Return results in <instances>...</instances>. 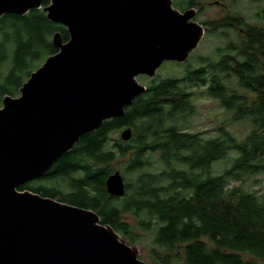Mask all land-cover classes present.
<instances>
[{"label": "trees", "instance_id": "1", "mask_svg": "<svg viewBox=\"0 0 264 264\" xmlns=\"http://www.w3.org/2000/svg\"><path fill=\"white\" fill-rule=\"evenodd\" d=\"M56 32L68 41L67 30L41 9L0 17V107L3 97L19 95L36 61L58 51ZM239 37L215 58L185 65L180 78L149 80L122 117L81 136L48 173L17 190L93 210L129 245L151 241V264H264V29L249 26ZM197 88L218 99L232 121L247 122L248 133L238 139L223 126L202 138L183 130ZM128 127L129 141L110 139ZM113 164L122 166L120 198L105 189Z\"/></svg>", "mask_w": 264, "mask_h": 264}, {"label": "water", "instance_id": "2", "mask_svg": "<svg viewBox=\"0 0 264 264\" xmlns=\"http://www.w3.org/2000/svg\"><path fill=\"white\" fill-rule=\"evenodd\" d=\"M0 0V17L42 10L64 27L45 58L0 107V264H148L90 209L17 189L42 178L84 134L120 118L165 62L184 63L205 30L171 0ZM152 13V15H149ZM130 127L120 132L127 142ZM122 197L119 171L105 180Z\"/></svg>", "mask_w": 264, "mask_h": 264}, {"label": "rangeland", "instance_id": "3", "mask_svg": "<svg viewBox=\"0 0 264 264\" xmlns=\"http://www.w3.org/2000/svg\"><path fill=\"white\" fill-rule=\"evenodd\" d=\"M177 1V0H176ZM218 1V0H216ZM217 6H210V8L201 9L204 12L202 14V18H205V14L210 12V18H214L217 14H220L221 11L224 12V8ZM232 10H242L244 9L247 14L252 13L255 10V5L246 4L243 0H237L234 5L230 8ZM189 16L191 15L188 12ZM196 14V10H194V15ZM221 20V19H220ZM219 20V21H220ZM253 22V21H252ZM206 31V30H205ZM239 37V34L233 32V30H221L218 32H204L202 38L200 39L197 48H195L188 56L186 63H176V62H165L161 65L159 69H157L155 73V77L167 78V77H177L180 78L184 73V66L189 65L193 67H197L198 57H208L215 58L214 51L217 48L223 47L228 41H235ZM43 63V59L40 61H36L33 65L35 70ZM7 64L3 66L1 69L3 74L7 73ZM34 70V71H35ZM154 77V78H155ZM25 79L26 76H21V79ZM152 78L146 76H139L136 78L137 82L141 85L147 87L148 81ZM27 80V79H26ZM25 80V81H26ZM205 89V87H203ZM191 92H194L193 96V104L195 105L194 113L185 117L181 120L182 129L189 133H200L202 138H210L216 137L218 135V130L223 127L224 129L231 132L236 138H243L246 133L249 131V124L247 122H238L232 121V114L227 112L220 104L218 99L210 98L202 94L201 89H191ZM120 131L118 133H113L110 139L119 138ZM225 161H221L215 163L212 168L218 170L221 166L225 165ZM118 164V163H116ZM113 164V171H119L121 174L122 166ZM43 185L48 186L47 182H42ZM253 189H257V187H253ZM65 190V188H63ZM262 189H260L261 191ZM128 221L132 224L133 220L130 218ZM141 236L146 238V234L144 232H139ZM138 249L139 258L142 261L151 264V260L149 258V250L151 249V241L148 242H138L133 245Z\"/></svg>", "mask_w": 264, "mask_h": 264}, {"label": "flooded vegetation", "instance_id": "4", "mask_svg": "<svg viewBox=\"0 0 264 264\" xmlns=\"http://www.w3.org/2000/svg\"><path fill=\"white\" fill-rule=\"evenodd\" d=\"M172 8L177 10L179 13L184 14L185 12L191 13L190 21L199 24L205 32L208 34L211 31L210 23L223 25L228 27L229 30H233L234 33L244 35L246 27L252 26L256 29H264V0H243L246 4L255 5V10L247 14L244 9L232 10L230 9L237 0H171ZM217 6L224 8V12L214 18H210V12L204 14L201 9L210 8V6ZM194 10L196 14L194 15ZM221 19V20H220ZM220 20V21H219ZM237 20V23L235 22ZM253 21V22H252ZM227 25V26H226ZM241 39L238 37L236 40ZM231 41V40H230Z\"/></svg>", "mask_w": 264, "mask_h": 264}, {"label": "bare ground", "instance_id": "5", "mask_svg": "<svg viewBox=\"0 0 264 264\" xmlns=\"http://www.w3.org/2000/svg\"><path fill=\"white\" fill-rule=\"evenodd\" d=\"M50 2H51V0H50ZM149 15H152V13H149ZM2 17V16H1Z\"/></svg>", "mask_w": 264, "mask_h": 264}]
</instances>
